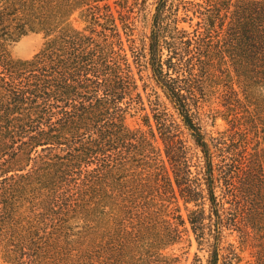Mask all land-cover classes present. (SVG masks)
<instances>
[{
	"label": "trees",
	"instance_id": "trees-1",
	"mask_svg": "<svg viewBox=\"0 0 264 264\" xmlns=\"http://www.w3.org/2000/svg\"><path fill=\"white\" fill-rule=\"evenodd\" d=\"M194 242L191 264H264V0H0V264H182Z\"/></svg>",
	"mask_w": 264,
	"mask_h": 264
},
{
	"label": "rangeland",
	"instance_id": "rangeland-1",
	"mask_svg": "<svg viewBox=\"0 0 264 264\" xmlns=\"http://www.w3.org/2000/svg\"><path fill=\"white\" fill-rule=\"evenodd\" d=\"M151 13L148 16V19L151 18L152 12L154 11V7H150ZM149 27V25H148ZM141 28L145 30V32H150L148 28L143 27ZM44 36L41 34H30L28 36L23 37L20 41L12 45L11 53L15 58H22L28 59L33 57L43 46L44 44ZM219 97H212L206 103L204 108V123L206 126V132L208 135L214 136H221L222 133L229 134L230 129L232 126L227 123L222 114H224L225 108L219 105ZM138 120L136 118H129V123L132 125H136ZM224 241H230L235 244V246L240 247V237L237 232H224ZM239 250V249H238ZM240 251V250H239ZM175 252L182 256V264H191L194 259L195 253L197 252V246L194 242L193 246L190 248L188 243H183L180 246L175 248ZM200 255L207 259L208 254L207 252H200ZM244 257V263L248 261L254 260L251 250L247 249L242 253Z\"/></svg>",
	"mask_w": 264,
	"mask_h": 264
}]
</instances>
